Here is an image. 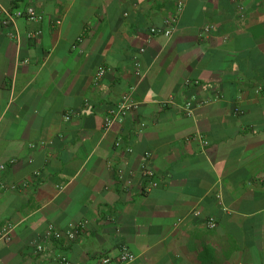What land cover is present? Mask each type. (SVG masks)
Wrapping results in <instances>:
<instances>
[{"label": "crops", "instance_id": "1", "mask_svg": "<svg viewBox=\"0 0 264 264\" xmlns=\"http://www.w3.org/2000/svg\"><path fill=\"white\" fill-rule=\"evenodd\" d=\"M27 5L41 18L0 26V264L122 243L134 264H264V0H0V17ZM128 91L137 108L104 129ZM188 98L208 101L186 115Z\"/></svg>", "mask_w": 264, "mask_h": 264}, {"label": "built area", "instance_id": "2", "mask_svg": "<svg viewBox=\"0 0 264 264\" xmlns=\"http://www.w3.org/2000/svg\"><path fill=\"white\" fill-rule=\"evenodd\" d=\"M177 10H180L182 7V2L178 1L176 2ZM18 17H25L27 19H40L41 14L35 11V9L31 5H27L24 8H15L10 11H5V14L3 17H0V26H12L14 24V21ZM174 20L173 19H163L162 22L159 25H152L149 27V31L152 34H162L165 36H169L172 32L173 26H174ZM40 33V30H36L32 35H37ZM135 66V72L136 74H139V63L136 60L134 62ZM105 72L104 67H98L95 78L96 80L101 77ZM191 80L189 78H186L184 80V83H189ZM194 82H197V80H193ZM255 91L260 92L264 91L263 87H257ZM171 98L162 100V104H166L168 102H171ZM208 99H202L195 102V99L188 98L184 102L180 104V109L182 112L186 115H191L193 111V107L195 104H203L206 103ZM139 102L132 96L131 92H125L118 102L110 106L102 121V127L104 129H108L114 122L116 121H122L131 111L135 110L138 106ZM68 117V115H66ZM204 143H206V140H203ZM116 145H119V141L115 142ZM128 150H131L130 148H127ZM148 152H146V155ZM4 167L3 164H0V169ZM142 174L145 178V189L149 190L155 186L158 185V180L155 178V172L154 170L149 166H142ZM10 187H14V185H11ZM206 225L208 227H213L215 225V219L210 216L206 219ZM84 226V222H80L76 225H70L69 228L63 233L61 230L55 228L52 224H49L44 232L45 238H59L61 236H66L69 239L75 238L77 232L80 228ZM13 225L11 223H5L0 226V239L8 241L11 239ZM37 251H41L43 249V246L40 243H37L35 245ZM56 260L62 262L63 264H71V262L62 254H59L55 257ZM135 261V254L134 252L129 248V246L126 243L120 244L119 250L116 254H109V253H102L98 255L95 258L94 264H134Z\"/></svg>", "mask_w": 264, "mask_h": 264}]
</instances>
